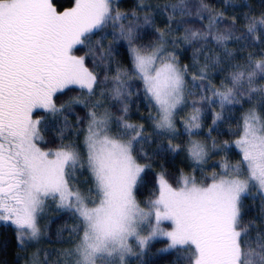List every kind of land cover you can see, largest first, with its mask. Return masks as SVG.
I'll list each match as a JSON object with an SVG mask.
<instances>
[{
	"label": "snow or ice",
	"instance_id": "6c2138e0",
	"mask_svg": "<svg viewBox=\"0 0 264 264\" xmlns=\"http://www.w3.org/2000/svg\"><path fill=\"white\" fill-rule=\"evenodd\" d=\"M244 6L251 7L246 0ZM157 15L166 18L162 28L155 25ZM241 16L238 22L207 0H137L132 12L121 11L119 0H72L66 8L56 0H0V222L15 227L23 248L46 236L40 221L50 204L76 221L69 229L72 247L56 249L54 261L38 249L29 264H135L132 258L142 264L157 237L167 238L165 251L178 252L179 264H264V11ZM145 27L155 31L154 40L143 41ZM113 44L125 48L130 67L116 60ZM181 45L195 47V71L181 64ZM249 48L256 51L238 55ZM96 69L104 70L102 78ZM213 69L228 73L219 85ZM74 88L80 95L58 105L57 94ZM133 95L151 109L153 133L126 119ZM111 102L120 105V116L109 110ZM244 104L250 107L243 110ZM76 106L87 109L86 116L76 119L78 139L65 143ZM236 106L237 138L219 150L234 146L240 160H225L219 172L209 170L198 181L195 172L204 171L210 150L191 137L211 111L208 139L217 150L211 133ZM178 123L190 137L192 173L181 172L174 187L162 170L155 197L141 206L138 184L151 165L140 159L152 158L145 145L154 134L168 138L166 151H179L172 143ZM52 128L59 140L54 148L44 135ZM257 195L259 223L245 222L243 201Z\"/></svg>",
	"mask_w": 264,
	"mask_h": 264
},
{
	"label": "trees",
	"instance_id": "16d2710c",
	"mask_svg": "<svg viewBox=\"0 0 264 264\" xmlns=\"http://www.w3.org/2000/svg\"><path fill=\"white\" fill-rule=\"evenodd\" d=\"M58 6L62 5L64 8L72 6V0H56ZM148 2L152 4H160L163 5L165 3H174L175 0H148ZM207 2L217 11H224L225 14L229 17L232 15L238 16V22H242V13L252 11L253 13H259L260 11H264V0H246L247 4L251 7L244 6L245 0H233L234 3L239 4V7L229 8L226 7L225 0H207ZM119 8L123 12H132L137 10V0H119ZM167 21L166 18L162 15L155 16V25L156 27H164ZM206 24L207 21L205 20ZM194 27H199V24H194ZM175 27V25H173ZM239 34V33H238ZM141 35L143 36V41L148 42L149 40H154L156 38V33L152 28L145 27L141 31ZM177 35H183V32H178ZM99 39V37H96ZM111 41V37L109 40L105 41V45ZM123 44V42H121ZM121 44H113V48L119 53L115 58L125 67H130L127 59L124 56L125 48L121 47ZM210 47L215 52H220L215 44L210 45ZM229 47H234L231 42L229 43ZM179 55V59L181 64L189 65L190 71H195L192 68V56L195 51V47L188 45H181L179 49L176 50ZM248 51H256L254 48H249L245 52H241L238 55H246ZM85 50H81L78 52V55H84ZM207 54V53H205ZM202 62V61H201ZM242 62V61H237ZM89 67H92L91 60L87 61ZM113 69L117 67L116 64L112 65ZM98 73V77L102 78L104 75L103 69H96ZM114 74V73H113ZM228 75L227 71L217 73L216 69H213V82L219 85V82ZM134 86L139 87L138 81L131 82ZM67 95L57 94L56 102L59 105L60 103L65 102L69 97L80 95V90L74 88L73 90H66ZM110 109L114 116H120L122 113L119 111L120 105L116 102H111L109 104ZM250 107L248 104H244L243 110H247ZM151 109L146 105L143 97L133 95L129 102V112L127 114L126 119L130 123H138L143 124L146 131L148 133H153L151 129V121L148 119V114ZM216 111H219L217 108ZM87 109L82 106H76L74 111L68 114V122L73 125L72 129H67L65 131V135L67 139L64 141L68 143L71 140H77L78 138L73 135V131L75 130L74 126L76 121L73 120L74 114H77L79 117L84 118L86 116ZM39 114L43 115L42 110L38 111ZM36 114H34V117ZM241 116V110L239 106H236L234 111L231 113V119L226 122H218L216 128L212 131L211 136L217 142V150L212 151L210 159L206 164L202 167L204 171H196L195 175L198 181L202 180L204 176L210 175L209 170H214L219 172V165L227 160L230 163H236L240 160V155L238 150L233 146L226 151H220L219 145H222L225 141L231 143L234 139L237 138L234 135V132H238L237 124L239 122V118ZM202 128L199 131V134L196 135L200 137L208 146L211 148L212 140L208 139L209 136V128H213L212 125V113L211 111L206 112L205 117L202 121ZM59 126H62V122H59ZM45 139L50 143L47 147L54 148L58 145L59 140L57 138L58 134L55 133V129L52 128L50 131L45 132ZM190 137L183 133L172 143L180 145L179 151L173 153L171 151H166L168 146V138L163 136H155L153 134L152 143L150 145H145V151L149 153V156L152 157L150 160L140 159L142 164H150V168H146L145 172L142 174L141 182L138 184L137 190V199L142 204L146 205L147 202L155 197L156 189H157V176L162 170H166L168 174V179L173 186L176 185V179L179 178L181 172L186 174H191L193 165L187 162V158L185 156V148L188 143V139ZM82 139V137H79ZM43 146V145H42ZM139 159V157H138ZM243 213L245 222L249 220H257L260 216V206H261V198L259 195L255 197H246L243 201ZM76 221L71 216V214L67 211H63L53 218V221L49 223L50 227H48L49 239H54L50 233L57 232V230L61 229V237L68 241L71 239L69 229H71L75 225ZM260 227L264 228V225H260ZM253 236H255V231H253ZM168 241L161 239L152 242L148 249L146 250L142 264H179V253L175 250H170L168 252L163 249L167 246ZM49 251H53L51 247H48ZM48 251V252H49ZM50 253V252H49ZM29 253L22 249V247L17 243L16 239V230L13 226L9 224L0 225V264H28L29 262ZM56 255L50 253V260H54ZM135 264H141L140 261L134 260Z\"/></svg>",
	"mask_w": 264,
	"mask_h": 264
},
{
	"label": "rangeland",
	"instance_id": "374dc122",
	"mask_svg": "<svg viewBox=\"0 0 264 264\" xmlns=\"http://www.w3.org/2000/svg\"><path fill=\"white\" fill-rule=\"evenodd\" d=\"M108 107H109V110L111 111V109H110V106H109V104L107 105ZM39 111V110H38ZM111 113H112V111H111ZM113 114V113H112ZM114 116V115H113ZM77 117H78V115L77 114H74V116H73V120L74 121H76V119H77ZM115 117V116H114ZM178 129H179V132H178V135H177V138L181 135V134H183V133H185V131H184V129H183V127H182V125H180L179 123H178ZM151 129H152V131H153V128H152V123H151ZM176 138V139H177ZM175 139V140H176ZM190 139V138H189ZM189 139H188V142H189ZM191 139H196V140H199V141H201V142H204L205 143V141L204 140H202L200 137H198V136H193V137H191ZM174 141V140H173ZM172 141V142H173ZM207 144V143H206ZM187 145H188V143H187ZM186 145V146H187ZM207 146H208V144H207ZM208 148H209V150H210V156H211V154H212V150H211V148L208 146ZM238 150V149H237ZM185 156H186V158H187V162L189 163V164H192L193 165V162L189 159V156H188V152H187V147L185 148ZM143 174V173H142ZM186 174V173H185ZM85 176H87L88 174H87V172H85V174H84ZM80 179L81 180H83L84 179V177H80ZM80 187H81V189L83 190V188L85 187V185H83V184H81L80 185ZM138 200V199H137ZM141 203V202H140ZM141 206H145L144 204H142L141 203ZM64 210H60V209H58V208H56L55 207V205L54 204H50V206L47 208V210H46V213H45V215H44V217L41 219V221H40V223H41V225H42V227L43 226H47L46 227V236L45 237H43L42 239H41V241L38 243V244H36V243H31V244H26L22 249L23 250H25V251H27L28 253H29V262H30V259H31V257L33 256V254L35 253V252H37V250L38 249H43V250H45V251H49L48 250V247H51V249L53 250V251H49L51 254H55L56 255V253H55V250L56 249H61V250H63V249H67V248H70V247H72V245L70 244V243H68V241H65L66 239L64 238H62L61 237V233L64 231H62L61 232V229L59 228L58 230H57V232H51L50 234L53 236V237H55L54 239H51V240H48L49 239V234H48V227H50V225H49V223L50 222H52L53 221V218L56 216V214H59V213H61V212H63ZM4 224H9V223H5V222H0V225H4ZM9 225H11V224H9ZM11 226H13V225H11ZM166 229H168L169 228V222H165L164 223V225H163ZM13 228L15 229V227L13 226ZM170 230V229H169ZM161 239H164V240H167V238H165V237H157V238H155L153 241H151L150 242V244L152 243V242H154V241H156V240H161ZM168 241V240H167ZM168 243H169V241H168ZM168 243H167V246H168ZM149 244V245H150ZM167 246L163 249L164 251H165V249H167ZM148 249V248H147ZM146 249V250H147ZM168 251H170V250H167L166 252H168ZM146 252V251H145ZM40 259L41 260H43V255H41V257H40ZM56 259V257H54V260ZM133 259V261L135 260V258H132ZM53 260V259H52ZM53 260V261H54ZM29 262H28V264H29Z\"/></svg>",
	"mask_w": 264,
	"mask_h": 264
}]
</instances>
